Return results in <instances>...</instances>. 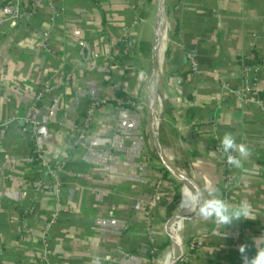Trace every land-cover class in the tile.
Wrapping results in <instances>:
<instances>
[{
  "label": "crops",
  "instance_id": "1",
  "mask_svg": "<svg viewBox=\"0 0 264 264\" xmlns=\"http://www.w3.org/2000/svg\"><path fill=\"white\" fill-rule=\"evenodd\" d=\"M35 1L21 0L23 9ZM166 2L170 31L153 151L148 80L134 56L120 54L125 38L134 52L144 43L149 0H39L31 15L15 21V0H0V264H92L97 257L101 264H161L175 215L171 234L182 228L184 264H242L241 245L249 258L264 247V0ZM161 49L162 41L158 55ZM246 65L261 67L244 92L249 102L239 98ZM61 77L68 85L36 101L44 85ZM94 102L103 104L84 147L75 148ZM33 124L56 179L32 159ZM226 134L248 155L225 188L216 147ZM157 159L202 196L211 191L231 206L247 201V220L224 230L198 216L196 235L187 237L193 221L181 201L191 195L185 188L179 204L180 183Z\"/></svg>",
  "mask_w": 264,
  "mask_h": 264
},
{
  "label": "built area",
  "instance_id": "2",
  "mask_svg": "<svg viewBox=\"0 0 264 264\" xmlns=\"http://www.w3.org/2000/svg\"><path fill=\"white\" fill-rule=\"evenodd\" d=\"M39 0L30 3L26 9H23L22 7V3L21 0H15V4H14V10L12 12V15L10 16V19L12 21L15 20H21L23 18H26L27 16L31 15L33 13V11H35L36 5L38 3ZM0 24H2V22L0 21ZM44 40L42 43V47L46 48L47 46V36L48 35H44ZM122 49H121V53L122 56L124 57H133L134 54V47L133 44L131 43V41H129V39H126L122 41ZM260 65H246L243 68V75H244V84H245V89L242 92V95L239 97L240 99H242V101L245 102H249L250 99L248 98V96H246L244 94V92L248 91L251 89L252 85L255 83V81L257 80V76L260 73ZM68 85V77H61L59 79V83L55 84H46L44 85L40 91L37 93L36 95V101H40L42 99V97L44 95L50 94L51 92L59 89L62 86ZM101 104H103V102H94L91 103L89 105V107L86 109L83 118H82V122H81V126L79 127V129L76 130V133L74 135V147L76 148H81L84 147V143H85V139L87 137L88 131H89V127L92 121V117H93V113L95 111V109H97ZM127 105H131L133 106L131 103H126ZM38 131L39 128L36 124H33L31 126V129L29 130L28 133H30V138H31V155H32V159L33 161L38 165L39 168L43 169V173L44 176L48 179H56V173H55V169L48 165L44 159H43V154L40 151L39 147L37 146L36 143V139L38 136ZM216 150L218 153L222 154L224 157V170L227 173V177H225V188L226 187H230V185L232 184V172L234 167L229 165L226 162V158H225V154L223 153L222 149L220 146L216 147ZM59 183L56 184V187L54 190H56V192H58L59 189ZM37 188L39 189V191H43L44 190V184H42L41 181L37 182ZM156 206L155 201L153 200L151 202V204L149 205V208L154 209ZM54 216L52 217L53 220ZM51 220V221H52ZM49 225H47L48 227ZM47 256V253H45L44 257ZM179 263H183V258L179 260Z\"/></svg>",
  "mask_w": 264,
  "mask_h": 264
},
{
  "label": "clouds",
  "instance_id": "3",
  "mask_svg": "<svg viewBox=\"0 0 264 264\" xmlns=\"http://www.w3.org/2000/svg\"><path fill=\"white\" fill-rule=\"evenodd\" d=\"M220 146L225 154L226 162L233 167H241V158L248 155L246 146L237 144L234 137L230 134L223 136ZM232 153H238V155H233ZM181 205L189 211H194L196 215L204 219H213L218 225H223L224 230L232 225L234 221L247 220L249 216V204L247 201L231 206L211 191L208 192L207 196H202L200 192H194L189 197L183 196ZM238 251L241 254L242 264H264V247L259 248L251 258L246 255V245H241ZM92 264H101L100 258H95Z\"/></svg>",
  "mask_w": 264,
  "mask_h": 264
},
{
  "label": "water",
  "instance_id": "4",
  "mask_svg": "<svg viewBox=\"0 0 264 264\" xmlns=\"http://www.w3.org/2000/svg\"><path fill=\"white\" fill-rule=\"evenodd\" d=\"M165 2L166 0H164V8L166 9ZM159 11H160V4L158 3L156 22L158 20ZM156 43H157V39L154 36V39L152 41V60H153L152 72H151V78H150V84H149V90H148V101H147V107H146L148 133L150 137L151 148L153 151L157 150L155 148H156V136H157V112H158V103H159L158 87H159V81H160L161 70H162L161 65L163 61V56H162V60L159 62L158 53L156 51ZM157 161H158V168L160 170L170 174L174 179L179 181L182 192L186 188L187 191L190 193V195L194 193L192 186L187 184V182H185L186 180L179 177L172 169H170L163 162H162L163 163L162 165L158 159ZM190 212H191V220L193 221V226L191 228V231L187 234V237L196 235L197 227H198V215H196L194 211H190ZM176 216L177 215H175V217H173L171 221L168 223V228H169L168 235H169V238L171 239L172 246H171L169 255L164 261V264H177L180 258L182 257V248H183L184 240H185L182 236L183 234L181 232V234H179L176 237H173V233L171 234V231H176L178 229L177 228L174 230L171 227L172 222H174V219L176 218ZM181 231H182V228H181Z\"/></svg>",
  "mask_w": 264,
  "mask_h": 264
},
{
  "label": "rangeland",
  "instance_id": "5",
  "mask_svg": "<svg viewBox=\"0 0 264 264\" xmlns=\"http://www.w3.org/2000/svg\"><path fill=\"white\" fill-rule=\"evenodd\" d=\"M166 6H167V2H165ZM157 0H149L148 6L146 7L147 9V14L146 16H148V24H145L144 27V43L140 44L139 46H137V54L136 52H134L133 56L134 59L136 58V62H139V66L141 65L143 73H145L146 79L148 80V87L147 90H149V84H150V78H151V72H152V53H151V43L154 39L155 36V24H156V14H157ZM168 9V7H167ZM165 13H166V22H167V40H166V45L168 44V34L170 31V18H169V10L166 11L165 9ZM146 23V22H145ZM166 54V51L163 53V60H164V55ZM141 60V61H140ZM163 67V61H162V65H161V69ZM194 183V182H193ZM179 197H178V201L180 200L183 192L182 190H179ZM180 204V201H179ZM177 231V230H176ZM177 233V232H176ZM181 234V233H180ZM178 236V235H176ZM183 253H184V245L182 248V257L180 259L183 258Z\"/></svg>",
  "mask_w": 264,
  "mask_h": 264
},
{
  "label": "bare ground",
  "instance_id": "6",
  "mask_svg": "<svg viewBox=\"0 0 264 264\" xmlns=\"http://www.w3.org/2000/svg\"><path fill=\"white\" fill-rule=\"evenodd\" d=\"M159 4H160V11H159V19H158V23H156V33H157V51H159L160 47H161V41H162V49L158 55V59L160 61V59L162 58L163 55V51L165 48V43H166V39L164 38V34L166 32V22L164 20H166V13H165V8H164V0H159ZM181 209H183V206L181 205ZM174 229H176V226L174 227ZM176 232V231H175ZM181 233V231H180ZM179 233V234H180ZM176 233H174L175 236ZM167 254V252L165 253ZM165 258H162L161 264H164Z\"/></svg>",
  "mask_w": 264,
  "mask_h": 264
},
{
  "label": "trees",
  "instance_id": "7",
  "mask_svg": "<svg viewBox=\"0 0 264 264\" xmlns=\"http://www.w3.org/2000/svg\"><path fill=\"white\" fill-rule=\"evenodd\" d=\"M120 54H122V53H120ZM123 59H127V57H122ZM120 96V100L122 101V103H124V104H126V103H128V102H126L127 100H129V99H127L125 96H123L122 94H120L119 95ZM127 105V104H126ZM165 175H167L166 173H165ZM164 248V245H161V246H158L157 247V251L158 252H160L162 249ZM178 264V263H177ZM179 264H184V263H179Z\"/></svg>",
  "mask_w": 264,
  "mask_h": 264
}]
</instances>
